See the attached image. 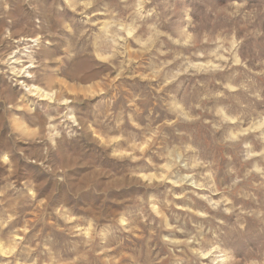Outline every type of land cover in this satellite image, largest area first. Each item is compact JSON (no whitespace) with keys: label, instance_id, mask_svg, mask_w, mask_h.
I'll return each instance as SVG.
<instances>
[{"label":"rangeland","instance_id":"1","mask_svg":"<svg viewBox=\"0 0 264 264\" xmlns=\"http://www.w3.org/2000/svg\"><path fill=\"white\" fill-rule=\"evenodd\" d=\"M0 264H264V0H0Z\"/></svg>","mask_w":264,"mask_h":264}]
</instances>
